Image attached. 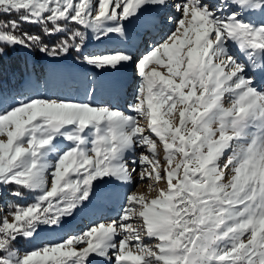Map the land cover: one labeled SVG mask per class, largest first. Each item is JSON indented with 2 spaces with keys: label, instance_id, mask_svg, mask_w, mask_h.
Segmentation results:
<instances>
[{
  "label": "snow or ice",
  "instance_id": "snow-or-ice-1",
  "mask_svg": "<svg viewBox=\"0 0 264 264\" xmlns=\"http://www.w3.org/2000/svg\"><path fill=\"white\" fill-rule=\"evenodd\" d=\"M156 10L171 27L139 57L87 51ZM17 47L75 50L97 70L133 65L137 83L134 114L39 96L0 103V199L16 198L0 207V264H264V0H0V57ZM112 181L148 193L33 243Z\"/></svg>",
  "mask_w": 264,
  "mask_h": 264
},
{
  "label": "rangeland",
  "instance_id": "rangeland-1",
  "mask_svg": "<svg viewBox=\"0 0 264 264\" xmlns=\"http://www.w3.org/2000/svg\"><path fill=\"white\" fill-rule=\"evenodd\" d=\"M259 18L258 16L256 17ZM167 23L164 22L163 27L165 31H167L171 26H165ZM128 33L127 37H119L116 34H112L110 38H103L100 41H96L93 39L87 45V51L89 52H103L105 50H124L128 53H131L134 57H139L141 53L145 51L146 46L152 44L153 41L147 37V33H139L137 36L136 32L132 30L129 25H127ZM163 30V28H162ZM161 30L160 38L164 35L165 32ZM159 38V39H160ZM158 39V40H159ZM110 41V42H109ZM139 48V52L137 54L132 53L131 51L134 49ZM12 49V48H11ZM71 53H77L75 50H71L69 54L59 56V57H49L43 53H40V58L45 64L46 72L41 78L39 84L37 86H25L24 89L20 91L19 94H12L9 98L1 103L7 102L12 103L13 97L17 100L24 99L27 96L32 97H42V98H63V99H70L78 102H97V103H107V97L110 96L108 89H105L101 86V79H104L106 83H110L115 89H117L116 84L121 83V87H124V91L131 94L130 99L126 100L125 104L121 103L115 104L114 107L119 108L127 112L128 114H134L131 112L130 104L134 102V85L137 83V78L134 72V66L130 65V74H126V69H122L118 72H114L112 70H97L92 66L87 65L83 61V57L81 54L78 53L80 60H77L75 63L71 64ZM75 57V56H74ZM76 58V57H75ZM115 83V84H113ZM109 87V85H108ZM103 88V89H102ZM128 88V89H127ZM119 89L116 90L115 93H118ZM111 94L113 99H118V94L115 95ZM118 103V102H117ZM113 104V103H112ZM111 105V104H110ZM143 123V121H141ZM139 152V149H137ZM159 155L161 160H163V151L162 149L159 151ZM141 186V188H140ZM139 186L140 189L134 188L131 189L129 186H125L122 189H119L118 192L120 193L122 199H125L128 194L135 191L137 193L147 194L148 186L146 183H141ZM145 186V187H144ZM164 183L161 182L159 187H164ZM106 187V188H105ZM105 188V191L103 190ZM100 189V190H99ZM146 189V190H145ZM107 185L101 184L97 188L98 197L96 201L98 205L102 208V212H107V210H111L114 208L112 207L111 201H109V194H108ZM153 195V193L151 194ZM16 198L11 195H5L2 199H0V207H6L8 204L15 202ZM21 204L31 202V197L26 193L25 198L19 201ZM87 203H85L82 207L86 208ZM79 209V210H80ZM97 211V210H95ZM95 211H83L81 217L77 219V213L74 216L69 217L66 219L64 225L60 228L54 229H46L45 231L41 232L40 237L37 241L33 243H41L44 240H53L57 241L61 237H65L69 234L75 235L79 234L82 230L86 229L95 217L98 219L99 217L96 216ZM94 213V214H93ZM3 212H0V215H3ZM105 217V216H103ZM109 218H114L110 216ZM108 219V218H107ZM106 219V220H107ZM95 222V221H94ZM148 242V241H146ZM29 244V243H28ZM32 245L29 244L28 247Z\"/></svg>",
  "mask_w": 264,
  "mask_h": 264
},
{
  "label": "trees",
  "instance_id": "trees-1",
  "mask_svg": "<svg viewBox=\"0 0 264 264\" xmlns=\"http://www.w3.org/2000/svg\"><path fill=\"white\" fill-rule=\"evenodd\" d=\"M8 17H3L7 19ZM24 29L32 34H41L40 26L24 25ZM63 37L57 35L45 37L44 42L53 47ZM76 58H75V57ZM80 60L78 53H71L70 63ZM46 72L45 64L40 58V52L17 47L6 49V55L0 57V103L16 94L25 86H37ZM27 241H21L18 247L28 248Z\"/></svg>",
  "mask_w": 264,
  "mask_h": 264
},
{
  "label": "bare ground",
  "instance_id": "bare-ground-1",
  "mask_svg": "<svg viewBox=\"0 0 264 264\" xmlns=\"http://www.w3.org/2000/svg\"><path fill=\"white\" fill-rule=\"evenodd\" d=\"M165 15H166V12L164 10H156L153 12H149L145 16H143L139 21H135L134 23L129 24V27L132 30H134V32L137 31L136 32L137 36H139L138 35L139 33H144V34L147 33V37L150 38L151 40H158L160 38V33H161L162 28H163L162 31L166 32L163 25H161V23L162 24L164 23V16ZM165 26L169 27L171 25L169 23H167ZM131 52L134 54H137L139 52V48L137 47V49H134ZM129 66L127 67V69L125 71L127 75H129L130 71H131ZM100 82H101L102 87L109 90L108 92H114L115 93L116 90L119 89V92L115 93V95L118 94V99H120V101H118L117 99H113L111 94H114V93H110V96L107 97V99L109 100L108 104H111L112 106H115V104H119L118 106H120L122 101L125 104L126 100L130 99L131 94L124 91V87L123 86L121 87V83L116 84L117 89H115L116 87L114 88L110 83L109 84L106 83V81L104 79H101ZM113 84H115V83H113ZM108 85H109V87H108ZM119 95H121V96L119 97ZM105 185H107V189L109 190L108 191L109 201H111L112 207H114L112 209V211L107 210V212H105V211L102 212L103 211L102 208L98 205V202L96 201V198L98 197V194H99L97 192V194L92 198L91 202L87 203L86 208L82 207L80 210H78L77 217H76L77 219H79V217H81V214L83 211H93V210L94 211L97 210V211H95V213H96L95 215L99 217L98 219L95 217L93 222L94 221L100 222V221L106 220L110 216L117 217L118 214L120 213L121 209H122V206L126 203V199H122L121 195H119L120 193L118 192V190L124 188L125 186L126 187L129 186L131 189H134V188L140 189L141 188V186H140V188L137 187L135 182L132 185H126V184H123L119 181H112V182L107 183ZM140 185H141V183H140ZM105 188H103L104 191H105ZM147 193H148V191H147ZM154 195H155V193L153 192L152 196H154ZM103 216H105V217H103Z\"/></svg>",
  "mask_w": 264,
  "mask_h": 264
}]
</instances>
